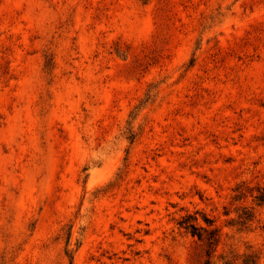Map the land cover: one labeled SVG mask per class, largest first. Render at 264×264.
I'll list each match as a JSON object with an SVG mask.
<instances>
[{
	"label": "rangeland",
	"instance_id": "374dc122",
	"mask_svg": "<svg viewBox=\"0 0 264 264\" xmlns=\"http://www.w3.org/2000/svg\"><path fill=\"white\" fill-rule=\"evenodd\" d=\"M263 190L264 0H0V264H264Z\"/></svg>",
	"mask_w": 264,
	"mask_h": 264
},
{
	"label": "trees",
	"instance_id": "16d2710c",
	"mask_svg": "<svg viewBox=\"0 0 264 264\" xmlns=\"http://www.w3.org/2000/svg\"><path fill=\"white\" fill-rule=\"evenodd\" d=\"M257 201L260 203L264 202V190L260 192L258 196H256ZM253 214L249 209H243L240 214H238L236 220H231L232 225L236 224L241 227H245L246 224L252 219ZM206 225H212V220L208 217L203 218ZM197 217L192 215L184 216L180 221L179 225L189 230L192 235L201 238L202 231L207 233V246L208 247H216L220 242V237L215 229L207 230L203 226H200L197 222ZM206 255H209V251H206ZM219 260L221 264H258L260 256L256 253H241L238 254L230 250L228 254H219ZM203 264H208V260H206Z\"/></svg>",
	"mask_w": 264,
	"mask_h": 264
}]
</instances>
